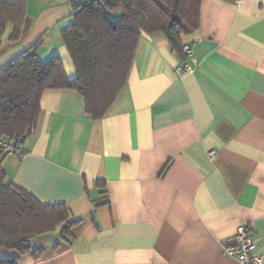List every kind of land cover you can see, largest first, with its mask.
Returning <instances> with one entry per match:
<instances>
[{
    "label": "crops",
    "instance_id": "obj_1",
    "mask_svg": "<svg viewBox=\"0 0 264 264\" xmlns=\"http://www.w3.org/2000/svg\"><path fill=\"white\" fill-rule=\"evenodd\" d=\"M72 1L27 0L19 39L2 36L0 67L41 37L40 58L57 54L75 77L60 36ZM181 41L197 66L175 73L190 59L163 33L142 31L125 86L99 119L73 89L42 92L28 153L3 159L6 181L66 203L77 222L68 242L37 236L31 249L41 251L15 264H238L222 245L242 223L264 264V0H201L199 25Z\"/></svg>",
    "mask_w": 264,
    "mask_h": 264
},
{
    "label": "trees",
    "instance_id": "obj_2",
    "mask_svg": "<svg viewBox=\"0 0 264 264\" xmlns=\"http://www.w3.org/2000/svg\"><path fill=\"white\" fill-rule=\"evenodd\" d=\"M230 1V0H223ZM70 22L60 36L74 63L76 76L68 78L57 54L43 60L38 55L41 37L0 67V142L24 141L32 134L41 113L40 97L47 88L77 91L93 119L105 115L129 75L141 32L163 33L180 54L181 35L199 25L201 0H77L72 1ZM118 12L117 17L111 13ZM27 15V0H0V46L16 42ZM0 149V248L15 250L0 264H15L18 254L36 256L30 241L57 232V247L72 237L77 222L63 202L44 204L34 195L6 181ZM167 164L163 167L166 169ZM100 194L105 183L97 179Z\"/></svg>",
    "mask_w": 264,
    "mask_h": 264
},
{
    "label": "built area",
    "instance_id": "obj_3",
    "mask_svg": "<svg viewBox=\"0 0 264 264\" xmlns=\"http://www.w3.org/2000/svg\"><path fill=\"white\" fill-rule=\"evenodd\" d=\"M182 51L184 55L190 59V63L184 61L182 64L174 67L175 73L192 71L197 66L195 62L193 46L190 42L182 43ZM0 149L3 154L15 155L23 158L28 153L24 145V141H1ZM223 252L233 256L238 264H262V258L256 253V238L249 232L245 223L237 225L234 235L228 239L223 245Z\"/></svg>",
    "mask_w": 264,
    "mask_h": 264
},
{
    "label": "rangeland",
    "instance_id": "obj_4",
    "mask_svg": "<svg viewBox=\"0 0 264 264\" xmlns=\"http://www.w3.org/2000/svg\"><path fill=\"white\" fill-rule=\"evenodd\" d=\"M9 31V26H8V28H7V31H6V34L5 35H7L8 33H10V32H8ZM5 37V36H4ZM50 235H54V234H52V233H50ZM37 241V240H36ZM36 241H34V243L36 242Z\"/></svg>",
    "mask_w": 264,
    "mask_h": 264
}]
</instances>
